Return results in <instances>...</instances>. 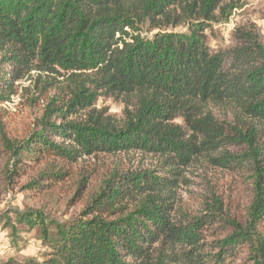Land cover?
<instances>
[{"label": "trees", "instance_id": "1", "mask_svg": "<svg viewBox=\"0 0 264 264\" xmlns=\"http://www.w3.org/2000/svg\"><path fill=\"white\" fill-rule=\"evenodd\" d=\"M223 2L0 0V104L26 77L32 101H46L21 140L7 136L0 118L7 184L42 166L23 189L44 194L85 156L160 158L159 169L112 168L71 219L0 212L12 246L18 225L38 230L42 247L24 264H264V45L249 35L229 49L209 45L206 31ZM145 23L158 30L150 38L141 35ZM178 24L187 30H165ZM100 95L122 101V119L92 107ZM210 104L229 105L232 121ZM202 151L246 180L240 218L216 197L198 215L177 214L178 165ZM87 184L81 176L73 199Z\"/></svg>", "mask_w": 264, "mask_h": 264}, {"label": "rangeland", "instance_id": "2", "mask_svg": "<svg viewBox=\"0 0 264 264\" xmlns=\"http://www.w3.org/2000/svg\"><path fill=\"white\" fill-rule=\"evenodd\" d=\"M216 16L217 20L210 23V28L206 31L207 42L213 49L224 50L244 45L248 35L255 37L264 45V0H225L217 10ZM140 28L141 35L146 38L152 37L158 31L151 30L147 23L142 24ZM165 30L185 31L187 25H169ZM33 74L36 76V73ZM32 80L27 77L21 80L18 83V94L12 96L10 101L0 104V118L4 123V131L11 139L24 138L36 128V122L43 113L46 101L41 98L33 102L31 99L32 88L29 85L31 86ZM33 94L37 96V93ZM92 107L95 110L106 108L107 114L122 119L124 106L120 99L100 95ZM208 107L220 120L232 121L234 112L229 105L210 104ZM85 113L86 111L81 112V116ZM175 122L182 124L180 119ZM208 158L207 152L202 151L195 155L187 166L178 165L175 187L177 214L198 215L205 211L207 204H213L216 197L223 201V206L229 209L233 217L240 218L248 202L246 180L237 173L211 165ZM8 162V152L0 141V212L38 210L60 221L79 214L89 194L99 187L102 179L112 168L132 171L160 168V158L140 152L85 156L73 164L72 175L58 183L52 192L32 194L23 189V186L42 166L30 167L23 176L15 179L16 183L7 184L4 170ZM81 176H87V187L78 198L73 199ZM9 215L15 222V213ZM18 228L21 230L19 233L21 240L17 246H12L9 228L0 224V264H24L39 254L42 243L37 228L27 230L23 225H18ZM24 229L26 230L23 231ZM215 238L207 236L208 241ZM241 261L240 258L226 260L224 264H240Z\"/></svg>", "mask_w": 264, "mask_h": 264}]
</instances>
